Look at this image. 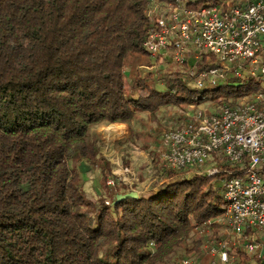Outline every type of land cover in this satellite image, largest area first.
Masks as SVG:
<instances>
[{
    "label": "trees",
    "instance_id": "obj_1",
    "mask_svg": "<svg viewBox=\"0 0 264 264\" xmlns=\"http://www.w3.org/2000/svg\"><path fill=\"white\" fill-rule=\"evenodd\" d=\"M156 1L169 0H0V264H174L195 228L217 226L222 174L170 175L148 196L114 203L116 194L109 205L79 186L80 161L107 164L94 126L264 89L260 80L198 89L179 72L165 73L162 89L149 76L126 89Z\"/></svg>",
    "mask_w": 264,
    "mask_h": 264
},
{
    "label": "built area",
    "instance_id": "obj_2",
    "mask_svg": "<svg viewBox=\"0 0 264 264\" xmlns=\"http://www.w3.org/2000/svg\"><path fill=\"white\" fill-rule=\"evenodd\" d=\"M146 15L151 19L143 42L146 55L174 64L196 88L264 82V0L194 7L182 0L156 1ZM179 119L174 130L160 131L157 154L171 171L223 175L218 182L225 202L224 233L211 251L223 263L229 261L230 249L261 255L263 245L250 235L264 229V89L236 104H191ZM111 174L106 184L113 190L138 180L127 167ZM176 264L201 263L190 254Z\"/></svg>",
    "mask_w": 264,
    "mask_h": 264
},
{
    "label": "rangeland",
    "instance_id": "obj_3",
    "mask_svg": "<svg viewBox=\"0 0 264 264\" xmlns=\"http://www.w3.org/2000/svg\"><path fill=\"white\" fill-rule=\"evenodd\" d=\"M197 1V0H185ZM264 65V53L262 55ZM128 69L125 71V86L126 89L132 84L135 76L140 78L148 77L147 83L154 88L162 89L165 73L172 74L178 73L179 68L168 61H158L148 55H139L129 61ZM128 71V72H127ZM180 73V72H179ZM264 81V76H262ZM264 83V82H263ZM130 93V92H129ZM133 98H138V92L130 93ZM232 101V100H228ZM217 100L207 101L202 103L203 107L219 105ZM188 110V106L178 107L175 109L176 113L182 114ZM174 109L170 106H164L159 109L157 115L143 114L140 118L135 119L133 124L129 126L131 135L127 137H118L115 133L118 131L113 130L107 124H100L94 126L92 133L101 140L100 155L105 159L107 164L89 165L80 167V188L87 194L93 201L102 199L109 201L112 196L116 194L136 192L138 196H148L153 193L157 187L165 182H168L170 175L191 176L197 175L192 171L175 172L168 170L158 158L157 140L158 135L162 129L174 130L181 122L179 115L172 121L170 113ZM212 161L208 162L210 166ZM129 168L134 172L137 177V182L132 187L118 186L115 190L110 189L106 181L112 178V172L117 171L119 168ZM213 185L220 188L218 181H213ZM218 221L217 226L212 228L207 224L201 225L198 231L203 230V233L197 231L195 237H189L185 241V245L189 251L184 254L180 253L175 263L183 257L193 254L195 245L194 241H198L199 245L212 248L216 245L218 238L223 237L224 225L223 216L214 218L212 221ZM197 246V247H198ZM199 248V247H198ZM172 264V263H171Z\"/></svg>",
    "mask_w": 264,
    "mask_h": 264
},
{
    "label": "crops",
    "instance_id": "obj_4",
    "mask_svg": "<svg viewBox=\"0 0 264 264\" xmlns=\"http://www.w3.org/2000/svg\"><path fill=\"white\" fill-rule=\"evenodd\" d=\"M128 68L129 67L126 66L125 71ZM170 107H172L174 109L173 113H170V116L179 115V113H176V111H175V109L178 107H175V106H170ZM157 112H159V110L156 111L154 113V115H157ZM143 114H147V116L148 115L151 116L150 113L138 112V113H136L133 120L130 121L129 123H113V124H109V127H111L115 131H118V133H115L116 135H118V137H127L128 135H131L129 126H131V124H133L135 119L140 118V116H142ZM175 118H176V116H173L172 121L175 120ZM157 142H158V140H157ZM85 164H87V162L84 160L80 161L77 164V170L79 173L82 172L80 167H85L86 166ZM213 222H215V220ZM198 230H199L198 228H195L192 231V233L190 234V237L191 236L195 237L197 235ZM250 236L252 239H254L255 241H257L263 245L261 255H259V256L249 255V254L245 253L244 251H242L238 248L230 249L229 250V261L226 263H223L220 261L218 254L213 253L210 248L204 247L203 245H200L197 250L194 249L195 251L192 253L195 254V256L197 257V259L199 260V262L201 264H264V229L261 231H256L254 234H251Z\"/></svg>",
    "mask_w": 264,
    "mask_h": 264
},
{
    "label": "water",
    "instance_id": "obj_5",
    "mask_svg": "<svg viewBox=\"0 0 264 264\" xmlns=\"http://www.w3.org/2000/svg\"><path fill=\"white\" fill-rule=\"evenodd\" d=\"M138 195L136 192H129V193H124V194H117L115 196V200H114V203L120 201V200H123V199H126V198H137Z\"/></svg>",
    "mask_w": 264,
    "mask_h": 264
}]
</instances>
